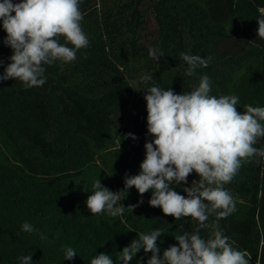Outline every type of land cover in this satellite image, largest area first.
I'll return each mask as SVG.
<instances>
[{
	"label": "trees",
	"instance_id": "trees-1",
	"mask_svg": "<svg viewBox=\"0 0 264 264\" xmlns=\"http://www.w3.org/2000/svg\"><path fill=\"white\" fill-rule=\"evenodd\" d=\"M263 8L264 0H80L89 46L76 60L46 65L48 87L0 81V264H20L18 258L31 253L33 264H90L100 253L122 264L119 252L137 233L163 229L157 241L162 255L178 243L177 234L194 231L197 220H175L151 207V192L119 217L91 214L86 200L97 179L119 191L126 174L139 173L144 144L154 139L147 134L146 87L190 93L206 74L209 94L237 96L241 113L245 105L264 107V39L256 22ZM6 35L0 22V75L12 55ZM149 47L162 53L158 63ZM181 52L209 64L186 76ZM245 69L255 75L235 94ZM144 75L152 77L148 85ZM126 133L137 139H124ZM114 137L118 145L110 148ZM254 147L264 148V137ZM187 179V185H173L181 195L199 176L193 171ZM224 187L236 210L226 218L209 216L201 237L210 238L218 227L250 264H264V158L243 162ZM122 196L126 207L141 199L135 188ZM24 222L36 231H22ZM66 246L77 253L71 261L64 259ZM151 255L141 249L129 264H147Z\"/></svg>",
	"mask_w": 264,
	"mask_h": 264
},
{
	"label": "clouds",
	"instance_id": "clouds-1",
	"mask_svg": "<svg viewBox=\"0 0 264 264\" xmlns=\"http://www.w3.org/2000/svg\"><path fill=\"white\" fill-rule=\"evenodd\" d=\"M83 16L80 0H20L16 3L2 0L0 22L7 34L3 43L12 50V55L0 81L19 80L25 88L41 87L46 83V65L75 61L77 51L89 46L81 25ZM256 22L257 36L264 39V15ZM61 38L64 43L60 42ZM148 54L157 63L162 57L156 47H149ZM180 58L187 65L186 76H193L197 68L209 64V59L187 52H181ZM151 79L150 75L141 77L145 85ZM142 91L146 101L147 134L154 139L144 144L145 158L139 165L140 171L136 175L126 174L124 187L119 191L110 190L97 179L86 206L91 214L107 212L119 217L125 208L133 212L143 203V195L151 192L148 201L151 207L160 208L165 216L175 220L191 217L199 224L192 232L177 234L174 239L178 243L169 245L162 255L157 241L164 235L163 229L137 233L138 239L124 247L118 259L122 264H129L143 249L152 254L147 264H250L246 253L234 249L218 227L208 239L201 237L200 229L209 227L205 223L209 216L226 218L236 210L233 196L224 185L232 181L243 162L256 156L264 158V148L254 147L258 139L264 137V107L245 105L241 113L237 110V96L209 94L211 82L206 74L190 93L176 94L171 87L164 90L158 86H148ZM129 137L137 139L133 133H126L124 139ZM193 171L199 180H194L190 187H183L186 195L174 190L173 185H187ZM132 188L141 199L126 207L121 201L127 196L122 193L128 194ZM21 228L27 233L36 231L28 222ZM41 238L46 239L43 234ZM76 255L72 247H65L64 259L71 261ZM18 259L20 264H33L32 253ZM90 264H114V260L100 253Z\"/></svg>",
	"mask_w": 264,
	"mask_h": 264
},
{
	"label": "rangeland",
	"instance_id": "rangeland-1",
	"mask_svg": "<svg viewBox=\"0 0 264 264\" xmlns=\"http://www.w3.org/2000/svg\"><path fill=\"white\" fill-rule=\"evenodd\" d=\"M254 75H255V71L250 72L247 69H245L243 72L238 74L237 81H236V84L234 86L235 94L236 93L241 94V92L244 91V86H247V85H245L244 80L247 83H249V81L252 80ZM49 84H50L49 79H46V83L43 86L48 87ZM247 88H249V87H247ZM234 90H233V92H234ZM117 145H118V137H114L113 140L109 143V146H110V148H114Z\"/></svg>",
	"mask_w": 264,
	"mask_h": 264
},
{
	"label": "built area",
	"instance_id": "built-area-1",
	"mask_svg": "<svg viewBox=\"0 0 264 264\" xmlns=\"http://www.w3.org/2000/svg\"><path fill=\"white\" fill-rule=\"evenodd\" d=\"M260 12H261L262 14H264V8H263V9H261V10H260Z\"/></svg>",
	"mask_w": 264,
	"mask_h": 264
}]
</instances>
